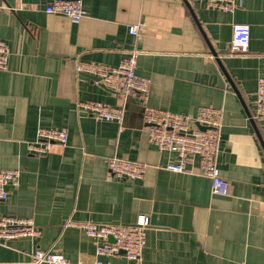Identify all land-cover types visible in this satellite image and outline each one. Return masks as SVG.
Segmentation results:
<instances>
[{"label":"crops","instance_id":"crops-1","mask_svg":"<svg viewBox=\"0 0 264 264\" xmlns=\"http://www.w3.org/2000/svg\"><path fill=\"white\" fill-rule=\"evenodd\" d=\"M47 4L0 0L9 49L0 71V171L20 172L0 217L28 218L39 232L0 245V264H29L37 249L72 264H132L97 257L94 240L65 224L131 225L139 216L149 220L141 264H264V120L253 116L264 0H235L231 13L206 0H83L80 21L47 14ZM234 24L249 27L246 54H229ZM135 25L138 38L128 32ZM132 50L150 81V107L190 118L202 106L222 109L215 159L227 195L211 193L195 158L192 174L165 170L176 155L148 142L140 102L76 73L77 62L116 67ZM82 101L122 109L121 125L99 121L77 107ZM39 127L66 130V144L29 154ZM113 156L145 164L143 178H113Z\"/></svg>","mask_w":264,"mask_h":264},{"label":"built area","instance_id":"built-area-1","mask_svg":"<svg viewBox=\"0 0 264 264\" xmlns=\"http://www.w3.org/2000/svg\"><path fill=\"white\" fill-rule=\"evenodd\" d=\"M83 0H48L45 8L47 14L64 16L71 21H80L85 12ZM210 9L224 13H231L235 9V0H206ZM5 9L0 5V10ZM140 26H131L129 34L138 38ZM250 31L247 25H232L230 55L246 54L249 45ZM9 49L0 40V71L8 69ZM139 52L132 50L124 56L118 66L109 67L96 63L77 62V75H91L99 78L103 85L140 102L144 108L143 121L146 126L147 140L158 150L172 152L176 155V162L166 165L169 172L192 174L188 164L192 158L197 159L199 176L209 179L211 193L227 195L228 183L220 175L216 164V154L220 143V128L223 111L213 106L199 107L194 118L182 114L152 108L147 104L149 94V79L137 73V58ZM78 108L102 122H115L119 126L122 122L123 110L113 108L103 102L82 101ZM256 119L264 120V76L257 80L254 112ZM195 124L203 126L200 130ZM67 131L39 127L33 142L27 143L29 154L39 156L46 154L55 145L64 146L67 141ZM107 168L113 178L127 181H138L143 178L145 164L132 162L118 157L107 160ZM20 172L14 169L0 171V200H5L12 190L19 187ZM65 227H75L85 236L94 240L97 257L123 256L132 264H141V256L146 244V232L149 220L146 216H139L131 225H112L95 222L67 221ZM39 232L32 220L15 216L0 217V245L20 239H35ZM111 239V241H110ZM29 264H72L63 255L48 250H34ZM95 264H102L96 261Z\"/></svg>","mask_w":264,"mask_h":264},{"label":"water","instance_id":"water-1","mask_svg":"<svg viewBox=\"0 0 264 264\" xmlns=\"http://www.w3.org/2000/svg\"><path fill=\"white\" fill-rule=\"evenodd\" d=\"M186 4V3H185ZM187 6H188V4H186ZM213 55H215V53H213ZM224 72V71H223ZM83 76H85V77H88V78H90L92 81H96L100 86H104L103 85V83H102V81L99 79V78H97V77H94V76H91V75H85V74H82ZM81 75V76H82ZM196 125V127L197 128H199L200 130H205V128L203 127V126H199L198 124H195ZM261 146H262V148H263V150H264V144H263V142H261ZM110 241H111V239H110Z\"/></svg>","mask_w":264,"mask_h":264}]
</instances>
